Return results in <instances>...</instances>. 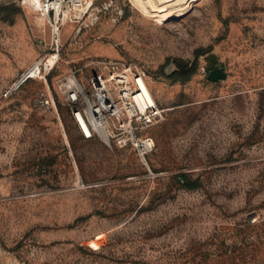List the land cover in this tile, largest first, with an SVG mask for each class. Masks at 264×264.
Segmentation results:
<instances>
[{"label":"rangeland","instance_id":"obj_1","mask_svg":"<svg viewBox=\"0 0 264 264\" xmlns=\"http://www.w3.org/2000/svg\"><path fill=\"white\" fill-rule=\"evenodd\" d=\"M148 1H95L55 53L38 10L0 0V264H264V0H194L169 20ZM100 61L140 67L162 110L143 161L82 141L57 103L59 78ZM44 89L54 108L35 104Z\"/></svg>","mask_w":264,"mask_h":264},{"label":"built area","instance_id":"obj_2","mask_svg":"<svg viewBox=\"0 0 264 264\" xmlns=\"http://www.w3.org/2000/svg\"><path fill=\"white\" fill-rule=\"evenodd\" d=\"M95 1L97 0L88 5V9L82 14L89 11L88 16L89 13L95 16L93 9L90 11ZM41 3L50 41L57 53L61 28L73 25L66 24L61 19L64 13L71 19L75 10L66 1H62L57 11L50 6L49 0H41ZM117 15L120 18V10ZM74 25L73 34L76 35L80 28L93 24ZM37 63L40 72L46 60L42 64L39 61ZM31 65L15 77L6 88L4 96L10 95L25 81L31 80L26 76ZM49 70L50 68L45 70L44 76ZM147 87L145 73L140 67L120 61H100L95 72L83 83L72 73L59 78L56 81L59 94L57 103L67 109L72 126L82 141L99 140L114 149H128L143 161L154 147L147 132L160 121L162 114V110L147 94ZM34 102L43 109L54 108V100L47 89L36 92ZM262 216L264 218V212Z\"/></svg>","mask_w":264,"mask_h":264},{"label":"bare ground","instance_id":"obj_3","mask_svg":"<svg viewBox=\"0 0 264 264\" xmlns=\"http://www.w3.org/2000/svg\"><path fill=\"white\" fill-rule=\"evenodd\" d=\"M62 1L64 2L66 1L68 4L71 5V7L75 10L74 16L77 17V16H80L82 13H84L88 9L87 8L88 5H90L94 0H49V4L50 6L54 7L57 11ZM158 1H160V3ZM24 2L25 4H27V6L31 8V10H38L41 17L44 18L43 5L41 3V0H24ZM151 2L153 1L152 0L148 1V3H151ZM155 2L153 3L156 4V8L152 10L156 13L155 17H158L160 20H169V19L179 18L182 15H184L190 9V5L195 1L194 0H157ZM158 4H163V5L158 6ZM93 17L94 15L89 13L88 18L92 20ZM61 21L65 23H70L71 19L70 17H68L67 13H64V16L62 17ZM53 62H54L53 58H51L50 60H47L46 63L44 64L45 69L46 70L49 69V67H51ZM39 74L40 72H38L37 62L34 63L26 71V76L30 77L31 79L39 77ZM145 90L151 99L152 96L150 94L148 87L147 89L145 88ZM90 246H91V243H90ZM92 246L95 247L96 244L92 243Z\"/></svg>","mask_w":264,"mask_h":264},{"label":"trees","instance_id":"obj_4","mask_svg":"<svg viewBox=\"0 0 264 264\" xmlns=\"http://www.w3.org/2000/svg\"><path fill=\"white\" fill-rule=\"evenodd\" d=\"M194 73V68L192 67L189 70H175L173 72H171L169 75L165 76L166 79H168L171 83H184L186 82ZM180 178L183 181H188L187 180V176L185 174L180 175ZM196 186L195 185H191V186H186L187 189H194Z\"/></svg>","mask_w":264,"mask_h":264}]
</instances>
